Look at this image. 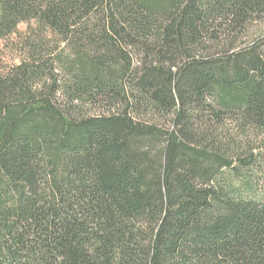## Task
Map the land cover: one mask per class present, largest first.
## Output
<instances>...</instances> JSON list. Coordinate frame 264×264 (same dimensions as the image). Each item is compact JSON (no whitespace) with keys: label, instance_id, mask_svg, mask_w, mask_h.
Returning a JSON list of instances; mask_svg holds the SVG:
<instances>
[{"label":"trees","instance_id":"16d2710c","mask_svg":"<svg viewBox=\"0 0 264 264\" xmlns=\"http://www.w3.org/2000/svg\"><path fill=\"white\" fill-rule=\"evenodd\" d=\"M0 10V264H264V0Z\"/></svg>","mask_w":264,"mask_h":264},{"label":"rangeland","instance_id":"374dc122","mask_svg":"<svg viewBox=\"0 0 264 264\" xmlns=\"http://www.w3.org/2000/svg\"><path fill=\"white\" fill-rule=\"evenodd\" d=\"M0 15H1V10H0ZM21 31H25L26 30V26H22ZM264 33V25H256L251 32V36L257 35V34H262ZM3 47V44L0 43V48ZM16 54H13L12 52H8L6 51V53L3 54L2 59L0 60V63L4 64V65H9L12 63V57L15 56ZM94 111V110H93ZM91 113H95V112H91Z\"/></svg>","mask_w":264,"mask_h":264}]
</instances>
